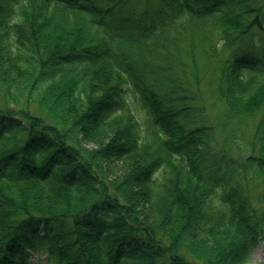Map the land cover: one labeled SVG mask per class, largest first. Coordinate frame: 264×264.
<instances>
[{
	"label": "trees",
	"instance_id": "trees-1",
	"mask_svg": "<svg viewBox=\"0 0 264 264\" xmlns=\"http://www.w3.org/2000/svg\"><path fill=\"white\" fill-rule=\"evenodd\" d=\"M258 241L264 0H0V264H246Z\"/></svg>",
	"mask_w": 264,
	"mask_h": 264
},
{
	"label": "rangeland",
	"instance_id": "rangeland-1",
	"mask_svg": "<svg viewBox=\"0 0 264 264\" xmlns=\"http://www.w3.org/2000/svg\"><path fill=\"white\" fill-rule=\"evenodd\" d=\"M209 111H211V113H209V116L211 118L214 117L215 106L210 105ZM217 139H219L218 136H217ZM30 259L33 262L40 263L42 260L45 259V254H42L40 256H36V254H32ZM246 264H264V242L263 241H258L252 246L251 254L249 258L247 259Z\"/></svg>",
	"mask_w": 264,
	"mask_h": 264
}]
</instances>
